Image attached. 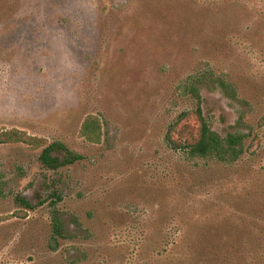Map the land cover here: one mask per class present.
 I'll return each mask as SVG.
<instances>
[{
  "label": "rangeland",
  "instance_id": "1",
  "mask_svg": "<svg viewBox=\"0 0 264 264\" xmlns=\"http://www.w3.org/2000/svg\"><path fill=\"white\" fill-rule=\"evenodd\" d=\"M197 73L234 86L237 101L205 86L204 112L221 134L244 113L254 158L197 167L166 146ZM90 114L99 145L79 134ZM263 117L264 0H0V130L85 156L54 173L42 149L0 145V264H256Z\"/></svg>",
  "mask_w": 264,
  "mask_h": 264
},
{
  "label": "trees",
  "instance_id": "2",
  "mask_svg": "<svg viewBox=\"0 0 264 264\" xmlns=\"http://www.w3.org/2000/svg\"><path fill=\"white\" fill-rule=\"evenodd\" d=\"M211 76V73H197L196 76H193L194 81L191 82L188 92L196 101V105L179 114L169 124L164 137L165 144L169 149L181 153L182 158L188 164H196L197 167L202 163L205 167L207 165H216L223 168L233 167L244 158H254L258 151L262 149L263 142L260 135L254 133L251 126L247 125L244 113H240L235 124L231 125L229 130L223 134L212 128L204 112L202 89L205 86L209 88L212 85L211 88L219 90L225 98L232 101L238 99L236 90L229 81ZM260 123L264 124V117ZM79 134L91 144H101L104 133L100 117L93 114L86 116ZM19 143L31 146L34 149H42L39 156L41 165L44 169L54 173L85 160V156L73 152L61 142L49 144L43 139L31 137L17 129L0 130V145ZM59 182L58 180L54 181L56 189L51 194V208L53 210L54 232L56 235L63 237L64 226L56 207L59 202L63 201L62 192H60L58 186ZM21 203L27 208L31 207L24 199L21 200ZM43 204L44 202H41L40 205ZM247 228L249 232H253L252 234H256L257 237L251 238L252 234H250V237L244 241L243 247L252 255L250 261L258 264L259 259L264 260V223H248ZM214 242V247L217 249L223 244H227L220 240H214ZM199 256L201 263L208 262L207 259L202 258L200 252ZM261 263L264 262L261 261Z\"/></svg>",
  "mask_w": 264,
  "mask_h": 264
}]
</instances>
